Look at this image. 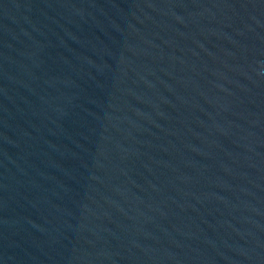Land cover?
I'll return each instance as SVG.
<instances>
[{
    "label": "water",
    "instance_id": "1",
    "mask_svg": "<svg viewBox=\"0 0 264 264\" xmlns=\"http://www.w3.org/2000/svg\"><path fill=\"white\" fill-rule=\"evenodd\" d=\"M0 264H264V0H0Z\"/></svg>",
    "mask_w": 264,
    "mask_h": 264
}]
</instances>
